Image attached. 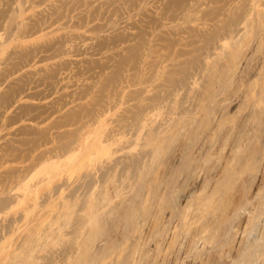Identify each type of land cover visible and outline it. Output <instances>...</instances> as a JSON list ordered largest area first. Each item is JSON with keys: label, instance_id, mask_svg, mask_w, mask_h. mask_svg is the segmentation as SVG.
Returning <instances> with one entry per match:
<instances>
[{"label": "rangeland", "instance_id": "rangeland-1", "mask_svg": "<svg viewBox=\"0 0 264 264\" xmlns=\"http://www.w3.org/2000/svg\"><path fill=\"white\" fill-rule=\"evenodd\" d=\"M0 264H264V0H0Z\"/></svg>", "mask_w": 264, "mask_h": 264}, {"label": "bare ground", "instance_id": "bare-ground-1", "mask_svg": "<svg viewBox=\"0 0 264 264\" xmlns=\"http://www.w3.org/2000/svg\"><path fill=\"white\" fill-rule=\"evenodd\" d=\"M196 180H197V177H196ZM131 214H132V213H131ZM131 214H130V216H131ZM187 215H188V214H187ZM134 216H135V215H134ZM184 217H185V214H184ZM127 218H129V217H127ZM127 218H126V219H127ZM133 218H134V217H133ZM169 218H170V217H169ZM185 219H186V218H185ZM130 220H133V219L131 218ZM167 221H168V220H167ZM167 221H166V222H167ZM136 223H137V222H136ZM137 225H138V224H137ZM139 225H140V224H139ZM190 225H191V224L189 223V226H190ZM192 225H193V223H192ZM192 225H191V226H192ZM135 227H136V226H135ZM141 227H142V226H141ZM141 227L138 226L139 229H140ZM174 227H175V226H174ZM138 228H136V229H138ZM199 228H200V227H199ZM201 228H202V227H201ZM139 229H138V230H139ZM142 229H143V228H142ZM204 229H205V228H204ZM138 230H137V231H138ZM174 230H175V229H174ZM199 230H200V229H199ZM202 230H203V229H202ZM202 230H201V231H202ZM133 231H136V230L134 229ZM137 231L134 232L133 235H135V233H137ZM175 231H176V230H175ZM175 231H174V232H175ZM204 231H205V230H204ZM121 232H122V230H121ZM127 232H128V234L130 233V231H127ZM139 232H140V231H139ZM139 232H138V233H139ZM202 232H203V231H202ZM140 233H142V231H141ZM167 233H168V232H167ZM195 233H196V232H195ZM200 233H201V232H199V234H200ZM128 234H126V235H128ZM130 234H131V233H130ZM142 234H143V233H142ZM173 234H174V233H172V235H173ZM196 234H197V233H196ZM196 234H195V235H196ZM201 234H202V233H201ZM203 235L205 236L206 234L204 233ZM197 236H198V235H197ZM197 236H196V237H197ZM137 237H138V236H137ZM165 237H166V235H165ZM193 237H194V236H193ZM206 237H207V236H206ZM131 238H132V237H131ZM134 238H135V237H134ZM139 238H141L140 235H139ZM135 239H136V238H135ZM192 239H193V238H192ZM203 239H204V238H203ZM140 240H141V239H140ZM195 240H196V239H195ZM206 240H207V239H206ZM134 241H135V240H134ZM136 241H137V239H136ZM199 241H200V240H199ZM134 244H135V243H134ZM137 244H138V242H137ZM194 244H195V243H194ZM197 244H199V243H197ZM206 244H207V243H206ZM190 246H191V245H190ZM197 246H198V245H197ZM202 246H204V245H202ZM205 246H206V245H205ZM205 246H204V247H205ZM188 247H189V246H188ZM120 248H121V247H120ZM120 248H119V249H120ZM123 248H124V247H123ZM190 248H191V247H190ZM201 248H202V247H201ZM187 249H188V248H187ZM191 249H193V248H191ZM121 250H122V248H121ZM123 250H124V249H123ZM189 251H190V249H189ZM120 252H121V251H120ZM122 252H123V251H122ZM118 253H119V252H118ZM120 254H121V253H120ZM154 257H155V256H154ZM150 258H151V257H150ZM151 259H152V258H151ZM151 259H149V260H151ZM134 260H135V259H134ZM146 260H147V259H146ZM146 260H145V261H146ZM138 261H139V260H138Z\"/></svg>", "mask_w": 264, "mask_h": 264}]
</instances>
